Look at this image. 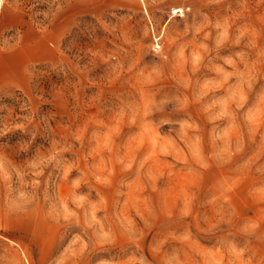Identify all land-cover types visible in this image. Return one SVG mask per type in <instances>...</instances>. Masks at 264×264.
Wrapping results in <instances>:
<instances>
[{"label":"rangeland","instance_id":"1","mask_svg":"<svg viewBox=\"0 0 264 264\" xmlns=\"http://www.w3.org/2000/svg\"><path fill=\"white\" fill-rule=\"evenodd\" d=\"M0 264H264V0H0Z\"/></svg>","mask_w":264,"mask_h":264}]
</instances>
